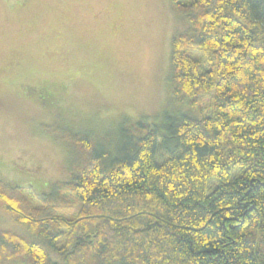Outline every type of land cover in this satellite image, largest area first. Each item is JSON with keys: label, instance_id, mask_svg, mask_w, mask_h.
I'll use <instances>...</instances> for the list:
<instances>
[{"label": "trees", "instance_id": "obj_1", "mask_svg": "<svg viewBox=\"0 0 264 264\" xmlns=\"http://www.w3.org/2000/svg\"><path fill=\"white\" fill-rule=\"evenodd\" d=\"M170 2L189 23L177 110L117 134L63 125L69 178L44 191L0 177V208L31 232L0 229V264H264V0Z\"/></svg>", "mask_w": 264, "mask_h": 264}, {"label": "rangeland", "instance_id": "obj_2", "mask_svg": "<svg viewBox=\"0 0 264 264\" xmlns=\"http://www.w3.org/2000/svg\"><path fill=\"white\" fill-rule=\"evenodd\" d=\"M188 27L170 0H0V177L44 191L69 178L63 125L117 134L124 120L177 110L171 45ZM1 228L31 235L2 208Z\"/></svg>", "mask_w": 264, "mask_h": 264}]
</instances>
